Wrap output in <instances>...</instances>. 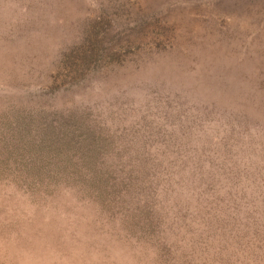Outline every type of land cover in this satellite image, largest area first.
Wrapping results in <instances>:
<instances>
[{
	"label": "rangeland",
	"instance_id": "374dc122",
	"mask_svg": "<svg viewBox=\"0 0 264 264\" xmlns=\"http://www.w3.org/2000/svg\"><path fill=\"white\" fill-rule=\"evenodd\" d=\"M0 264H264V0H0Z\"/></svg>",
	"mask_w": 264,
	"mask_h": 264
},
{
	"label": "trees",
	"instance_id": "16d2710c",
	"mask_svg": "<svg viewBox=\"0 0 264 264\" xmlns=\"http://www.w3.org/2000/svg\"><path fill=\"white\" fill-rule=\"evenodd\" d=\"M34 110H37L38 113H44V112L45 113H49V112H46V109L42 108L40 104L36 105V107H34ZM36 115H39V114H36ZM51 124H52V132H53L54 124L53 123H51ZM48 135H49V132H48ZM41 137H44V136H41ZM41 137H39V138H41ZM102 140H104V138H102ZM36 155L38 156L39 161L41 163L45 164V166H48L49 163H52L53 161H55L57 159V156H56L57 154L37 153ZM68 158L69 159L74 158L76 161H80L81 156H80V154H76V155H69L68 154ZM96 161H97V159L96 158H93L92 159V165ZM103 171H106V170H103ZM45 174H51V173H50V171H47V172H45Z\"/></svg>",
	"mask_w": 264,
	"mask_h": 264
}]
</instances>
